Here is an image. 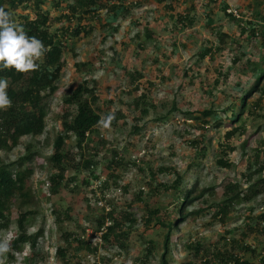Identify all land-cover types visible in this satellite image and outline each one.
Masks as SVG:
<instances>
[{"label":"trees","instance_id":"16d2710c","mask_svg":"<svg viewBox=\"0 0 264 264\" xmlns=\"http://www.w3.org/2000/svg\"><path fill=\"white\" fill-rule=\"evenodd\" d=\"M55 9L45 8L48 0H0V7L12 13L15 21L21 24L29 36H35L42 40L45 47L50 49L43 57V63L38 71L25 73L16 72L15 69H4L0 71V78H6L9 82L7 93L12 101L11 107L6 110L0 109V151L9 152L21 143L23 137L29 136L32 141L26 145L25 155L16 160L8 161L0 157V237L3 232L10 229L13 218L17 222L16 236L11 241V251L7 254L6 264L17 262V253L22 252L24 246L29 244L30 253L25 258L28 264H36V257L39 256L38 246L41 236L40 231L30 232L29 227L34 223L38 210L33 204V189L29 184L30 178L35 172L34 156L38 151L36 139L42 135L47 127V117L50 114L51 100L56 96L63 78L68 61L65 51L72 47L74 41L81 36L89 35L100 23L103 26L112 27L113 18L126 16L131 12L126 2L128 0H52ZM142 0H134L139 3ZM152 4L162 7L158 9L160 17V27L167 28L169 22L174 26V36L180 32L198 34L202 27L212 29L213 39L199 51L198 61L202 62L208 55H211L215 74L211 73V67H206V74L202 75L200 83L196 84L192 79L191 84H196L203 95L212 96L214 90L228 83L229 75L226 72L236 73L238 86L245 81L250 82L241 95H236L227 106L221 109L225 113V119L229 122V128L224 133V140L218 143V158L216 162L222 167H232L234 165L231 154L236 150L232 144L234 138H241L247 132V125L243 119L248 116H261L264 111V56L256 57V54H264V0H149ZM246 4L254 9V16L245 20L229 12L230 7L236 8L243 14V6ZM26 9V13L19 10ZM56 10H60L54 15ZM112 15L106 21L101 19V12ZM167 17V18H165ZM60 22L55 25V22ZM234 24V25H231ZM171 31V30H169ZM157 31L147 29L146 40L139 44V48L144 49V44L151 38L160 40L156 35ZM162 35V34H161ZM251 38L246 42L247 38ZM220 39L217 44L214 39ZM228 38L231 41H228ZM156 44V43H155ZM239 46L240 50H234ZM158 51L161 52L157 44ZM254 48L249 56L245 48ZM231 50V64L220 68L218 55L227 57ZM169 56V55H168ZM160 57V56H159ZM159 57H156V61ZM76 66L87 71L86 76L93 68L91 61L76 63ZM131 86L128 93L132 100L128 102L132 112L126 113L124 109L110 112L100 104V96L97 93L99 81L84 78L69 87L63 96L61 128L54 140L53 149L47 157L50 163L51 174L48 178L50 194L58 195L65 188L75 190L78 175L83 171H89L95 179L101 178V173H97L100 163L98 157L102 154V159H106L108 170L107 177L100 180L98 187H92V193L100 197L106 204L102 207L96 206L100 210L90 222L92 234L88 235V227L78 225L79 231L75 232L70 227L65 226L66 219L71 220L69 213L66 217L63 213L57 214V222L63 229L65 243L58 246L56 254L59 264H72L76 260L80 264V251L86 250L88 254L97 255L101 247L109 248L118 246L120 250L130 252V234L137 222V217L133 208L136 202L138 206L144 208L142 221L146 229L150 227H160L165 231L164 251L159 257V264H172L170 254V243L174 231L180 229L184 222H195L198 217L207 213L212 220L227 223L232 217V212L258 197L264 198V141L262 144L254 146V156L247 151L243 155H248L245 163L239 164L242 168L241 176L243 180L226 179L217 187H203L199 192V181L196 180L192 186H184V174L176 166L162 165L158 168L149 167L150 178L132 192L134 201L119 205L113 203V199L107 197L113 184L114 188L122 187L129 190V184L121 185L120 174L115 173V169L122 165H127L126 156L120 151L119 146L113 140L101 136V128L98 122L102 116L109 113L115 115L111 128L122 132V127L128 123L125 120L129 116L135 121L131 132L139 133L142 129L141 122L152 111L156 113V120H170V114L180 111L181 107L174 100L172 106L166 113L160 112L159 104L149 99L147 89L153 88L154 83L150 79L140 81L144 77L142 68L135 67L128 72L125 69ZM160 70V69H159ZM162 71V68L161 70ZM189 70H185L188 75ZM215 75L212 77V75ZM210 77L212 79H210ZM146 82V83H145ZM144 85V86H143ZM189 85V84H188ZM143 86L144 91H140ZM245 86V85H242ZM222 91H220L221 93ZM256 92L260 94L253 98ZM223 95L226 92H222ZM203 107L185 112L188 119H196L195 128L200 130L199 134L192 132V125L184 131L176 130L179 136L186 133L192 135L187 141L201 154L206 156L208 146L206 144V131L213 126L223 125V117L220 109L215 106L213 97L208 101H201ZM199 103V104H200ZM217 105V104H216ZM122 123V124H121ZM145 124V123H144ZM123 125V126H122ZM247 146V141L243 147ZM193 164L188 166L191 169ZM141 169V167H140ZM142 170V169H141ZM147 173V170H142ZM164 171L174 174L172 181H159L155 183L158 175ZM113 180V181H112ZM82 183L91 187L92 179L87 176L82 178ZM217 190V191H216ZM99 191V194H98ZM169 193L172 201L167 204L157 203L159 196ZM98 194V195H97ZM215 195L218 199L212 200ZM200 203V207L189 209L193 203ZM156 203V204H155ZM107 205V206H106ZM107 207H110L107 209ZM255 210L251 207V212ZM246 230L242 232L244 237L250 236L253 232L264 233V211L256 215L247 214ZM211 224V223H210ZM253 224V225H252ZM230 232V231H229ZM143 236V234H141ZM223 246L215 245L210 248L200 240H195L187 244V248L194 250L196 258H205L202 264H264V243H262V255L258 261L253 262L249 256L237 250L236 247L242 244V249L256 252L252 245L239 242L236 236L232 238L224 237ZM264 241V240H263ZM148 244L144 255L136 260L142 264H150L158 249L154 239H148ZM240 248V247H239ZM104 259V257H102ZM95 264H99L98 262ZM182 264H194L193 260L186 259Z\"/></svg>","mask_w":264,"mask_h":264},{"label":"rangeland","instance_id":"374dc122","mask_svg":"<svg viewBox=\"0 0 264 264\" xmlns=\"http://www.w3.org/2000/svg\"><path fill=\"white\" fill-rule=\"evenodd\" d=\"M133 1L128 0L126 2L131 12L126 14V16L114 17L112 19L114 24L111 28L100 23L89 35L76 39L72 44L73 48L68 46L65 51L68 65L59 83L60 88L56 96L51 100V111L47 117V127L42 135L34 139L36 142L35 149L38 153L34 156L33 166H35V172L31 176L29 184L33 189V204L38 212L34 223L29 227V231L41 232L38 246L39 256L36 257V264H59L56 250L58 246L65 243V240L62 236L63 229L56 219V210L58 213H63L64 217L68 213L71 216V220L66 219L65 226L70 227L75 232L80 230L78 225L88 227L87 233L91 235L92 229L89 224L92 222V218L100 211L96 206L102 207L106 204L100 197L93 195L91 190L92 187H98L100 180H104L107 177L108 170L104 169L107 160L102 159V154L98 157L100 163L96 166L97 173H101L100 179L93 178L89 171H83L78 175L76 183H73V185L78 184L75 190L65 188L60 194L52 195L49 189L48 178L51 174V167L47 157L52 152L54 140L61 128L63 96L67 93L70 86L85 77L99 81L97 84V93L100 96L99 102L103 105V108L110 112L117 111L119 108L124 109L126 115L132 112V108L128 105V102L132 100L131 95L128 93V88L132 84L125 69L127 68L129 72L135 67L142 68L144 77L141 78V82L150 79L154 83L153 88L147 89L149 93L148 100L158 103L160 112L166 113L174 100L181 107L180 111L177 110L170 114V120L165 119L163 121L156 120V113L152 111L141 122L140 125L143 127L139 133L131 132L135 123L131 116L121 120V122L126 121L128 123L127 125H122V132H118L111 127L109 129H101L99 134L109 140H113L128 161L127 165L118 166L115 169V173L121 175L119 180L121 185L129 184V190L125 191L120 186L115 189V184H113L107 197L113 199L114 204L118 202L119 205L123 203V206H127L124 203L125 201L128 203L134 201L132 192L150 178V166L155 168L162 165L176 166L184 174L185 183L183 187L188 188L198 180V192L203 187H217L226 179L243 180L241 176L242 168H238L239 164L245 163V159L248 156L247 154L243 155V152L247 151L249 155L252 154L254 156V146L257 144H262L263 146L264 111L258 117L246 114L245 119H243L247 125L246 134L241 138H234L232 141V144L236 146V150L230 155L234 165L230 168H225L216 162L218 158V143L224 140V133L229 128V122L225 119V113L221 109L235 99L236 95H241L248 86L247 84L252 81H245L242 83L245 86H238L236 84L238 83L236 73L226 72L227 68L223 65L228 66L231 64L232 52L230 50V54L227 57L218 55L220 68H225L226 74L229 75L228 83L216 88L212 96L203 95L196 84L200 83V79L203 78L202 75L206 74L207 66L211 67L212 70L210 72L214 74L215 68L212 64L211 55H208L206 59L200 62L198 61V53L206 43L209 45V39H213L211 35L212 29L206 28V26L202 27V23H200L198 27H200L201 32H197L198 34L180 32L179 35L174 36L172 33L175 29L170 22L167 28L160 27L159 19L164 18L160 17V13L157 10L162 7L150 3L149 0H142L139 3ZM52 3V0H48L44 7L55 9ZM243 9L244 21L254 16V9H251L247 4L243 6ZM19 11L26 13L27 10ZM59 11L56 10L54 15L58 14ZM101 14V19L112 21L109 20L112 15L105 13V10ZM59 23V21L55 22V25ZM231 25L234 24L231 23ZM148 28L157 31L156 35L162 37H160V40L151 38L144 44V49H140L139 44L147 39L145 35ZM250 39V37L247 38L246 42ZM219 41L220 39L218 40V38L214 39L216 44ZM228 41H231V39L228 38ZM157 44L160 46L161 52L158 51ZM240 49L237 46L234 50ZM245 49H247L249 54L254 51L253 47ZM249 56L255 57V54H250ZM261 56H264V54L259 52L256 54L258 58ZM156 57H159L157 61L155 60ZM80 61H91L93 64V68L87 76V71L81 69V66L79 70L76 66V63ZM161 68L162 71H160ZM186 69L189 70L188 75H185ZM214 74L212 77L215 76ZM192 79L196 84L190 83ZM210 79L212 78L210 77ZM143 86L139 92L144 91L145 88ZM220 91H224L226 94L223 95ZM259 94V92H256L253 98ZM212 97L213 101H215V106L220 109L219 112L224 122L220 127L213 126V122L210 123V128L206 131L205 136L206 144L209 148L206 156L202 157L198 150L196 151L187 141L189 137L193 136L186 133L179 136L176 130L185 132L189 128V124H191L192 132L199 134L201 131L195 128L197 120L188 119L185 112L203 107L205 104L200 102L208 101ZM31 141L32 138L29 136L23 137L21 143L9 152L0 151V157L8 161L16 160L25 155L26 145ZM246 141L247 146L244 148L243 144ZM262 158H264V155H262ZM190 164H193V166L188 170ZM140 167L142 170H147V173H144ZM84 176L92 179L91 187L82 183ZM174 178V174L164 171L158 175L155 183L172 181ZM218 189L220 187H217ZM158 198L157 203L161 204H167L172 201L169 193ZM218 198L219 196L215 195L211 199ZM134 204L136 205L133 211L136 214L137 222L130 234V252L127 253L125 250H120L118 246L101 247L96 256L88 254L86 250H82L80 251V264H95L97 262L99 264H142L136 258L144 255L148 244L146 241L151 238L157 243L158 249L150 264H159V257L164 251L165 231L160 227H150L145 230L142 221L144 208L138 206L136 202ZM200 206L199 202L193 203L189 206V209H196ZM251 207L255 208L253 212H251ZM262 211H264V198L258 197L242 206H238L237 210L232 212V217L226 224L220 221L210 222L212 218L207 213L198 217L195 222H184L180 229L174 231L172 236L169 254L172 264H182L186 259L193 260L194 264L203 263L205 258H196L194 256L195 251L186 247L187 244L195 240H200L212 252L215 245L223 246L225 243L224 237L232 238L234 236L239 239L240 243L252 245L257 249L256 252L251 253V251L242 249V244L236 247L244 256H249L253 262L258 261L263 252L264 233L253 232L250 236L244 237L242 232L246 230L247 214L256 215ZM16 230L17 222L13 218L10 229L4 231L2 237L11 232L14 238L17 233ZM18 253L21 256L20 264H28L25 262V258L30 253L29 244H26L22 252ZM7 260L6 256V262ZM72 264L79 263L74 260Z\"/></svg>","mask_w":264,"mask_h":264},{"label":"clouds","instance_id":"9594fccd","mask_svg":"<svg viewBox=\"0 0 264 264\" xmlns=\"http://www.w3.org/2000/svg\"><path fill=\"white\" fill-rule=\"evenodd\" d=\"M230 10V11H229ZM229 12L244 21V15L236 8L230 7ZM240 15V16H239ZM50 49L46 48L42 40L35 36H29L24 27L15 21L12 13L0 7V71L4 69H15L19 73L38 71L43 57ZM9 82L6 78H0V109L6 110L11 107L12 101L8 96ZM115 119L113 113L102 116L98 126L109 129ZM12 233L8 232L0 237V264H6V256L11 251ZM17 255V264H20L21 256Z\"/></svg>","mask_w":264,"mask_h":264},{"label":"built area","instance_id":"2783aa9c","mask_svg":"<svg viewBox=\"0 0 264 264\" xmlns=\"http://www.w3.org/2000/svg\"><path fill=\"white\" fill-rule=\"evenodd\" d=\"M230 11V10H229ZM240 16V15H239ZM107 206V205H106ZM110 207H107V209H109Z\"/></svg>","mask_w":264,"mask_h":264}]
</instances>
